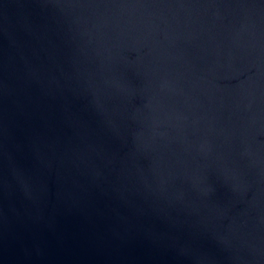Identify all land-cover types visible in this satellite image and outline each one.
Masks as SVG:
<instances>
[{
    "label": "water",
    "instance_id": "95a60500",
    "mask_svg": "<svg viewBox=\"0 0 264 264\" xmlns=\"http://www.w3.org/2000/svg\"><path fill=\"white\" fill-rule=\"evenodd\" d=\"M0 264H264V22L0 0Z\"/></svg>",
    "mask_w": 264,
    "mask_h": 264
}]
</instances>
